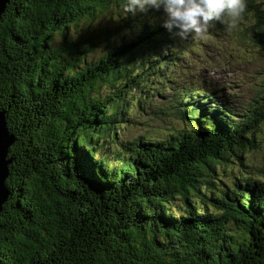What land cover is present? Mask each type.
<instances>
[{"label": "trees", "instance_id": "obj_1", "mask_svg": "<svg viewBox=\"0 0 264 264\" xmlns=\"http://www.w3.org/2000/svg\"><path fill=\"white\" fill-rule=\"evenodd\" d=\"M111 4L122 0H10L1 14L0 108L16 141L0 264H264V159L243 161L264 142V86L234 128H145L117 155L96 152L141 122L151 69L170 59L141 60L169 45L146 30L126 42L81 30ZM243 22L264 40V0H247ZM239 166L258 181L234 177Z\"/></svg>", "mask_w": 264, "mask_h": 264}, {"label": "rangeland", "instance_id": "obj_2", "mask_svg": "<svg viewBox=\"0 0 264 264\" xmlns=\"http://www.w3.org/2000/svg\"><path fill=\"white\" fill-rule=\"evenodd\" d=\"M122 6V4L109 5V10L102 15L99 14L93 21H83L85 23L82 24L81 30L83 31L87 27H92L93 30L97 29V32L106 29L107 34L112 35L109 37L116 42L131 41L136 35L138 36L146 30L149 31L150 40L160 37L159 42L162 45L166 39H169V43L174 44L173 55H178L180 63H177V66L172 70L171 60L167 61L168 66L166 68L155 71L151 69L147 81L153 83V88L148 90L147 96L143 95L141 98L143 100L148 99V103L153 101L155 104L150 105L146 102L147 104L144 106L146 112L141 115L142 111L138 109L139 111L137 110L136 113L137 119L141 122L138 125L135 123L131 125L129 124L131 122H129L127 128L123 126L115 134L116 138H111L112 140L106 143V146H103L104 148L100 145L95 146L96 152H107V154L116 152L117 155L118 139L124 140L128 137L131 140L135 137L137 139L138 132L144 134L145 128L151 130L153 127L158 126L163 129L182 126L193 129L202 127L201 119L193 120L188 125L176 114L171 97H177L181 87L191 90L201 87L206 89L215 88L218 92L216 95H225L230 102L238 103L237 108L240 109L241 105H248L259 94L263 83L261 81L264 79V46L258 43L256 36L241 35L240 29L236 27L232 30H226L222 27H216L214 30L209 27L207 29V31H210L209 35L204 34L197 37L194 34H189L187 37L178 38L176 41L175 36L162 26L166 18L163 10L153 11V9H149L144 13L137 12L133 14L132 12H125ZM143 23L149 25L144 28ZM240 25L242 23H238L237 26ZM184 48L190 51L188 56L183 55ZM101 51L102 46H97L92 54L96 57ZM153 55L154 50L148 51L147 49L141 52L139 57L143 61L148 59L149 62L154 63ZM168 132L169 130L158 137H165ZM257 134L260 138H264L263 132L259 131ZM259 145L254 151L245 153L244 159L263 157L264 142L262 141ZM95 158L98 159V157ZM241 170H248V167L239 166V171ZM217 174L221 176L219 169ZM13 182L16 188L15 180L12 181V187H14ZM211 188L206 189V192L210 191ZM204 196H202V199ZM210 211H212V207ZM239 224L236 226L233 223L231 232L240 238L244 224L241 226ZM248 240L249 242L254 241L251 235L248 236Z\"/></svg>", "mask_w": 264, "mask_h": 264}, {"label": "clouds", "instance_id": "obj_3", "mask_svg": "<svg viewBox=\"0 0 264 264\" xmlns=\"http://www.w3.org/2000/svg\"><path fill=\"white\" fill-rule=\"evenodd\" d=\"M122 5L125 12L133 14L163 10L165 30L185 38L189 34L203 36L212 23L234 29L246 12L247 0H122Z\"/></svg>", "mask_w": 264, "mask_h": 264}, {"label": "water", "instance_id": "obj_4", "mask_svg": "<svg viewBox=\"0 0 264 264\" xmlns=\"http://www.w3.org/2000/svg\"><path fill=\"white\" fill-rule=\"evenodd\" d=\"M10 0H0V17ZM16 141L15 135L9 130L5 111L0 109V212L11 194L6 186L10 177L12 157L8 156L10 146Z\"/></svg>", "mask_w": 264, "mask_h": 264}, {"label": "bare ground", "instance_id": "obj_5", "mask_svg": "<svg viewBox=\"0 0 264 264\" xmlns=\"http://www.w3.org/2000/svg\"><path fill=\"white\" fill-rule=\"evenodd\" d=\"M154 11V10H153ZM134 203V202H133Z\"/></svg>", "mask_w": 264, "mask_h": 264}]
</instances>
